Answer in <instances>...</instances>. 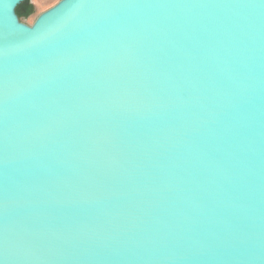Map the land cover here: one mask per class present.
Here are the masks:
<instances>
[{
    "label": "water",
    "instance_id": "1",
    "mask_svg": "<svg viewBox=\"0 0 264 264\" xmlns=\"http://www.w3.org/2000/svg\"><path fill=\"white\" fill-rule=\"evenodd\" d=\"M0 0V264H264V0Z\"/></svg>",
    "mask_w": 264,
    "mask_h": 264
},
{
    "label": "rangeland",
    "instance_id": "2",
    "mask_svg": "<svg viewBox=\"0 0 264 264\" xmlns=\"http://www.w3.org/2000/svg\"><path fill=\"white\" fill-rule=\"evenodd\" d=\"M60 0H27L19 13L20 21L26 25H32L38 15L50 9Z\"/></svg>",
    "mask_w": 264,
    "mask_h": 264
},
{
    "label": "trees",
    "instance_id": "3",
    "mask_svg": "<svg viewBox=\"0 0 264 264\" xmlns=\"http://www.w3.org/2000/svg\"><path fill=\"white\" fill-rule=\"evenodd\" d=\"M26 1L23 4H21L20 6H18L17 9H16V13H17V16H18L19 19L21 18V15H20L19 11H20L21 7L26 3Z\"/></svg>",
    "mask_w": 264,
    "mask_h": 264
}]
</instances>
